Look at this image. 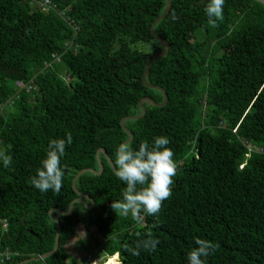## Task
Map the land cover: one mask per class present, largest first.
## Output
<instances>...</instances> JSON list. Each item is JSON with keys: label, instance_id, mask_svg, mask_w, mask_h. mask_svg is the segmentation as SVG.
Here are the masks:
<instances>
[{"label": "trees", "instance_id": "trees-1", "mask_svg": "<svg viewBox=\"0 0 264 264\" xmlns=\"http://www.w3.org/2000/svg\"><path fill=\"white\" fill-rule=\"evenodd\" d=\"M35 1L0 0V149L12 157L8 167L0 161V221L7 222L0 251L10 252L0 264H92L67 259L66 240L76 242L79 224L97 247L91 256H103L99 264L114 254L113 264H187L196 238L215 246L205 264H264V3L225 0L213 27L208 0H170L154 25L169 50L151 61L145 81L168 100L143 101L144 115L123 124L134 150L167 137L177 175L159 213L137 221L110 207L126 185L101 152L102 173L75 181L93 205L83 198L68 214L52 209L69 210L78 197L72 178L98 170V148L114 165L128 138L120 120L141 113V97L162 101L141 76L147 58L164 49L150 26L166 0H49L47 11ZM16 81L35 89L18 90ZM68 133L63 187L42 193L31 177L50 140ZM51 210L58 247L36 259L54 247ZM148 233L160 241L156 249L132 255Z\"/></svg>", "mask_w": 264, "mask_h": 264}, {"label": "clouds", "instance_id": "clouds-1", "mask_svg": "<svg viewBox=\"0 0 264 264\" xmlns=\"http://www.w3.org/2000/svg\"><path fill=\"white\" fill-rule=\"evenodd\" d=\"M224 3L225 0H208L205 13L209 25L215 27L217 21L223 18ZM71 143L70 133L66 139L50 140L41 167L36 169V174L31 177V184L40 192H60L64 177L60 158L65 154L66 145ZM168 144L167 137L157 136L151 145L147 142L140 143L138 150H134L130 143L119 145L115 152L114 170L117 178L126 187L122 190V199L114 200L110 205L114 212L118 211L124 216L130 214L137 221L142 219L141 213H159L163 202L171 197V185L177 175L174 153ZM0 161L4 167H8L12 163V157L6 150L0 149ZM159 242L148 233L145 239L138 241L136 246L130 249V252L138 256L141 249L154 251ZM194 243L196 246L187 253V264H205L203 258L214 253V244L201 238H196ZM113 256L106 257V261Z\"/></svg>", "mask_w": 264, "mask_h": 264}, {"label": "water", "instance_id": "water-1", "mask_svg": "<svg viewBox=\"0 0 264 264\" xmlns=\"http://www.w3.org/2000/svg\"><path fill=\"white\" fill-rule=\"evenodd\" d=\"M258 1L264 3V0H258ZM169 8H170V0H166V1H165V7H164V10L162 11V13H161L159 16H157V17L154 19V21L151 23V26H150V31H151L152 36H153L158 42H160V43L163 45L164 49H163V51H161V52L151 54V55L147 58V60H146V62H145L144 72H143V74H142V76H141V81H142V83H143L145 86H147V87L155 88V89L159 90V91L162 93V95H163V99H162V101L159 102V103L156 102V101H154V100H153L151 97H149V96H143V97H141V98L139 99V106H140V109H141V113H140L138 116H126V117H123V118L120 120V124H121L123 130H124V131L126 132V134L128 135V138L125 139L124 141H122L121 143H128V142H130V141L132 140V138H133V134H132V132H131L128 128H126V127L124 126L123 122H124L126 119H129V118H140V117H142V116L144 115V113H145V107L143 106V101H148V102L152 103L153 105H156V106H160V107H161V106H163V105L167 102V100H168V97H167L166 92H165L161 87H159V86L148 84V83L145 81V77H146V75H147V72H148V69H149V66H150L151 61H152L154 58L162 57V56H164V55H166V54L168 53V50H169V44L167 43V41H166L163 37L159 36V35L154 31V25H155L159 20H161V19L164 17V15L169 11ZM65 74H68V72L65 71ZM69 78H72V75H69ZM121 143H120V144H121ZM120 144H119V145H120ZM119 145H118V147H119ZM118 147H117V149H118ZM100 152L105 156V158L107 159L108 164L110 165V167L112 168V170L115 172V170H114V165H113V163H112L110 157L106 154L105 150H104L102 147L98 148L97 151H96V159H97V164H98V170L95 171V170H93V169H91V168H83V169L79 170V171L74 175V177L72 178L71 184H72L73 189L77 192L78 197L75 198V199H73V200L70 202V204H69V210H68L67 212H60L59 210L54 209V208H53L52 210H54V211H56V212H59V213H61V214H68V213H70V212L72 211V209H73V204H74L75 202H80V203L85 204V201H84L83 198L87 199V200L90 202V207L93 205V199H92L91 197H89L88 195L83 194V193H81V192H78V191L76 190V188H75V181H76V179H77L82 173H84V172H88V171H90V172H92L93 174H97V175L102 173L103 167H102V164H101V161H100V158H99V153H100ZM52 210L49 212V215H50L51 218L54 219V221H55V223H56V228H57V229H56V233H55V243H54V247H53V249H52L50 252L44 253V254H42L41 256L37 257L36 259H38V258H42V257H45V256L51 254V253H52L55 249H57V247H58V243H59V242H58L59 221H58V219L56 218V216L52 213Z\"/></svg>", "mask_w": 264, "mask_h": 264}, {"label": "rangeland", "instance_id": "rangeland-1", "mask_svg": "<svg viewBox=\"0 0 264 264\" xmlns=\"http://www.w3.org/2000/svg\"><path fill=\"white\" fill-rule=\"evenodd\" d=\"M76 229L78 233V239L76 240V242L71 241L70 239L66 240V244L69 250V255L67 257L68 261L74 260V262H76L77 260H83V262H85L91 259L92 264H99L103 259V256H91V253H93L92 251L96 250L97 248L94 242L92 241L91 236L85 231L82 224H79ZM93 235L97 236V238L99 237L98 234L95 232L93 233ZM114 256L111 257L108 262L105 258L104 263H114L115 259L117 258V255Z\"/></svg>", "mask_w": 264, "mask_h": 264}, {"label": "built area", "instance_id": "built-area-1", "mask_svg": "<svg viewBox=\"0 0 264 264\" xmlns=\"http://www.w3.org/2000/svg\"><path fill=\"white\" fill-rule=\"evenodd\" d=\"M35 4L37 7H39L43 11H47L48 9H52V5H51V2L49 0L35 1ZM72 27L74 29H76V26L72 25ZM52 56L54 57L55 61H59V58L57 55L53 54ZM45 64H46V66H48L49 63H45ZM15 85H16L18 90L24 89V90L28 91L30 89H35V86L33 87V86H31L30 83H24L22 81H16ZM0 105H1V103H0ZM0 223H1V231L5 232L7 229V222L5 220H3V221H0ZM9 254H10V252L7 249L0 251V260L8 259Z\"/></svg>", "mask_w": 264, "mask_h": 264}]
</instances>
